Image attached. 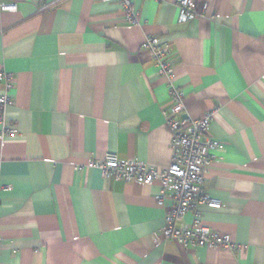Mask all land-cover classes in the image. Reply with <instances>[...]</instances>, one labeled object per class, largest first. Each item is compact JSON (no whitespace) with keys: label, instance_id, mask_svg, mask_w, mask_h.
<instances>
[{"label":"crops","instance_id":"1","mask_svg":"<svg viewBox=\"0 0 264 264\" xmlns=\"http://www.w3.org/2000/svg\"><path fill=\"white\" fill-rule=\"evenodd\" d=\"M0 0V69L15 85L0 122V264H264V0ZM169 43L183 117L214 110L218 140L200 207L234 250L161 239L157 187L104 177L93 160L163 170L170 94L141 44ZM192 214L178 223L190 224Z\"/></svg>","mask_w":264,"mask_h":264},{"label":"built area","instance_id":"2","mask_svg":"<svg viewBox=\"0 0 264 264\" xmlns=\"http://www.w3.org/2000/svg\"><path fill=\"white\" fill-rule=\"evenodd\" d=\"M62 0H57V2ZM118 2L128 14L131 23H137L138 13L133 8L132 0H104ZM163 2L165 0H155ZM180 22H188L203 12L196 11L194 0H174ZM15 4L1 3V10H15ZM141 49L151 57L158 75L166 81L170 94V112H164L171 130V159L167 168L159 170L141 162L120 159L113 151L105 154L102 160H93L90 166L100 170L104 177L123 182L155 185V200L163 205L166 200L171 208L165 218L161 231L162 240H173L183 247L222 248L234 250L238 244L229 234L213 230L203 222L202 205L215 208L219 202L204 188V180L213 163V152L219 146L218 140L209 134V124L214 110H209L202 118L183 117L185 110L183 90L176 84L174 55L169 43L157 36H147ZM15 80L11 72L0 69V122L5 116V109L11 102L10 90ZM187 213L193 218L190 224L178 223Z\"/></svg>","mask_w":264,"mask_h":264}]
</instances>
